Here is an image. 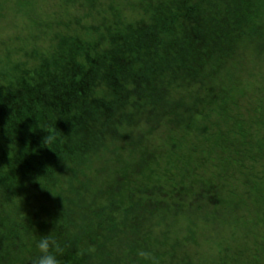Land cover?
Listing matches in <instances>:
<instances>
[{
	"label": "trees",
	"instance_id": "16d2710c",
	"mask_svg": "<svg viewBox=\"0 0 264 264\" xmlns=\"http://www.w3.org/2000/svg\"><path fill=\"white\" fill-rule=\"evenodd\" d=\"M50 1L0 0V264H264V0Z\"/></svg>",
	"mask_w": 264,
	"mask_h": 264
},
{
	"label": "clouds",
	"instance_id": "9594fccd",
	"mask_svg": "<svg viewBox=\"0 0 264 264\" xmlns=\"http://www.w3.org/2000/svg\"><path fill=\"white\" fill-rule=\"evenodd\" d=\"M43 141L52 143L56 139V133L47 132ZM38 255L32 259V264H60L58 252L60 251L57 241L49 234L40 235L35 243Z\"/></svg>",
	"mask_w": 264,
	"mask_h": 264
},
{
	"label": "rangeland",
	"instance_id": "374dc122",
	"mask_svg": "<svg viewBox=\"0 0 264 264\" xmlns=\"http://www.w3.org/2000/svg\"><path fill=\"white\" fill-rule=\"evenodd\" d=\"M50 3H53V2L50 1ZM14 8H16V9H14ZM19 8H20L19 5H16L15 2H11V5H10L11 10L16 11L17 9L19 10ZM1 12L3 13L4 16L0 17V39H7V38H9V36H11L15 33L16 28H14V25L20 26V25H22V23L24 21H23V19H22L23 22L21 21V18L18 14H10L11 12L10 11L6 12V10H3ZM14 17H17V18H14ZM262 66H263V64L261 62L260 66H258V68L256 69V72L259 74V76L262 74V70H263ZM260 77H262V79H263L264 75L260 76ZM259 79H261V78H259ZM162 133H163V131H158L152 135L153 145L151 147H155V146L157 147L159 145H162V143H161ZM202 244L204 246L206 244V241H202ZM202 249L203 248L200 247L199 252H202L203 251ZM205 250H208V249H205Z\"/></svg>",
	"mask_w": 264,
	"mask_h": 264
}]
</instances>
